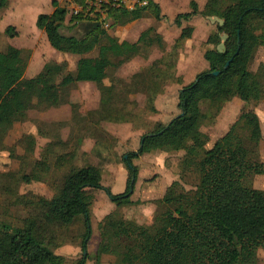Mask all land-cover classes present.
<instances>
[{"label": "trees", "instance_id": "obj_1", "mask_svg": "<svg viewBox=\"0 0 264 264\" xmlns=\"http://www.w3.org/2000/svg\"><path fill=\"white\" fill-rule=\"evenodd\" d=\"M97 1L71 0L80 10L73 13L70 9L68 17L69 9L52 0V12L36 17V27L44 32L53 48L80 55L73 69H67L65 60L48 61L37 74L25 77L28 60L25 51L13 45L0 50V150L4 135L15 122L24 120L33 108H53L67 103L70 87L78 82L95 83L100 97L98 108L88 113V122L82 125L76 120L75 123L91 136L96 133L95 137L101 138L96 130L103 122L131 120L129 94L135 92L141 76L146 78L141 90L153 112L156 111L154 100L163 91L165 82L178 81L176 60L168 53L154 59L145 69L133 72L128 79L115 82L114 71L122 64L136 55L147 57L153 45L162 49L165 46L153 26L143 30L134 42L119 40L108 28L147 15L156 20L165 15L154 0H136L132 7H127L123 0ZM6 5L7 0H0V10ZM194 16L219 19L207 37L209 47L203 52L208 66L179 88L178 112L165 123H151L140 136L138 148L121 155L130 174L125 190L114 193L103 185L98 165L73 164L74 151L76 154V146L81 142L80 136H76L74 141L79 144L73 145V151L55 157L52 167L69 168L50 198L39 197L34 202L39 213L26 217L21 225L0 223V264H64V257L54 252L56 244L47 239L45 231L51 226H69L76 220H81L83 225L82 255L74 264H85L92 235L91 204L97 192L102 190L114 208L137 203L131 199L138 177L133 160L152 150L180 151L188 146L202 151L192 168L197 179L194 188L183 190L175 182L173 188L167 189L156 201L163 209L151 225L126 229L116 264H258L257 251L264 248V190L251 186L250 177L264 174V162L259 157V143L264 139L260 119L252 110H242L209 147L205 145L207 136L197 134L226 101L238 97L247 103L263 93L264 63H259L255 71L249 66L256 49L264 45V0H206L201 8L195 0H190L189 9L177 13L173 19L181 27L171 47L174 54L180 42L191 36L192 26L183 23ZM67 17L70 27L84 22L100 24L82 35L66 34L61 28ZM5 32L13 36L16 31L8 25ZM220 44L222 49L218 47ZM92 51L96 53L91 54ZM227 61L229 64L224 69ZM214 71L220 73L215 75ZM57 144L67 143L61 138L54 144L48 143L42 153L44 160L53 154L52 145ZM44 160L38 164L49 171L50 166ZM184 174L180 172L179 177ZM22 179L30 182L40 178L31 173ZM114 210L98 224L102 239L107 237L109 242L116 241L125 227V220Z\"/></svg>", "mask_w": 264, "mask_h": 264}, {"label": "rangeland", "instance_id": "obj_2", "mask_svg": "<svg viewBox=\"0 0 264 264\" xmlns=\"http://www.w3.org/2000/svg\"><path fill=\"white\" fill-rule=\"evenodd\" d=\"M35 1L33 8L32 6L25 8L26 18L22 21L21 27H19V21H16L19 16L15 15V9L12 8L14 0H9L7 7L0 10V50H4L7 45H13L25 51V55L28 57L24 74L26 77L35 75L42 64L48 61L61 62L65 60L67 69H73L80 55L56 50L47 42L42 30H33L36 26L31 21V10L34 9L39 13L46 12V7L40 5L44 0ZM123 1L125 5H128L133 0ZM161 1L163 8L168 12L165 19L156 20L153 16L147 15L134 21L129 28L127 25H122L110 27L108 30L119 40L125 38L132 41L138 32L148 25L153 26L154 29L159 26L163 27L165 34L171 39L170 44H164V49L153 45L149 48L148 54L154 53L162 56L171 54V57L177 62L179 74H182L189 83L197 72L207 66L203 52L209 46L205 40L219 19L196 16L188 23H183L184 26L191 25L193 31L189 39L180 42L174 54V49L172 51L171 47L181 27L173 23V18L176 11L188 9L187 2L189 0ZM60 4L69 9L67 15L69 17L70 9L73 6L71 0H60ZM102 14L103 17L104 13ZM68 17L61 31L66 34L82 35V24L70 27L71 23L67 21ZM8 25L13 26L14 30L19 27L20 33L15 32L13 36H8L5 32ZM218 47L222 49L223 45L220 44ZM95 53L96 51L91 52V54ZM261 62L264 63V45L256 49L249 69L255 71ZM144 64L145 57L141 55L132 57L114 71L116 81L120 83L123 79H128L132 72L144 68ZM138 85L135 93L129 94V99L132 102L129 106L133 113L131 120L121 123L103 122L96 130L101 134V138H96V133L91 136L81 128V125L75 123L76 120H79L80 124H86L89 120V111H95L98 108L99 93L95 83H76L69 89L67 103L53 108H33L29 110L24 120L15 122L4 135L3 148L0 150V223L21 225L26 217H32L39 213L34 202L39 197L50 198L69 168L67 166H61V169L52 167L55 157L60 153L64 155L67 151H73V145L79 144L74 141L78 135L83 142L76 146L78 150H76V154L74 151L73 164L81 166L90 162L98 165L102 171L103 185L110 187L115 193L124 191L130 174L121 155L138 148L140 136L154 122L155 117L166 121L178 112L177 95L182 82L168 83L164 87L158 96L160 109L158 112L149 109L145 94L142 92L141 86ZM214 109L213 107L211 112H214ZM244 109L252 110L258 115L264 137L263 91L254 100L247 103L238 97H233L223 103L219 111L214 114L213 119L206 120L197 134L207 136L206 147L211 146L217 138L222 136ZM60 138L66 141V146L52 145L53 154L47 157L48 160H44L42 153L47 144H54ZM201 154V150L194 146H188L180 151L152 150L133 160L138 167V178L131 195V199L137 203L133 205L114 208L113 203L102 190L97 192L91 204L92 235L86 251L89 258L85 264H95L96 260H98V264H116V258L124 243L123 234L128 227L151 225L155 215L163 209L156 201L163 196L167 189L173 188L175 182L179 183L183 190L194 188L193 185L197 179L192 168L200 159ZM259 157L264 162L263 138L259 143ZM43 160L50 166L49 171L38 164ZM183 171L186 174L180 178L179 174ZM31 173H36L40 179L25 182L22 176ZM250 184L264 190V174L252 175ZM114 209H117L116 211L125 220V227L122 235L116 241L109 242L107 237L102 239L98 224L107 213ZM82 232V222L76 220L65 227L51 226L45 231V235L52 244H56L53 250L64 257V264H74L82 255L80 248ZM257 263L264 264V248L257 251Z\"/></svg>", "mask_w": 264, "mask_h": 264}, {"label": "crops", "instance_id": "obj_3", "mask_svg": "<svg viewBox=\"0 0 264 264\" xmlns=\"http://www.w3.org/2000/svg\"><path fill=\"white\" fill-rule=\"evenodd\" d=\"M8 1L9 0H7V5H8ZM34 1L35 0H14V3H13V6H12V8H14L15 9V15H18L19 17H18V20H17V18H16V21H19V27H21V25H22V21L26 18V13H24V11H25V8L26 7H28V6H32V8H33V5H34ZM51 1L52 0H44L43 1V3H41L40 5H42V7H46V12H40V13H50V12H52V10H53V6H52V4H51ZM59 3H60V0H57ZM155 2H157V3H159V5H160V7H161V9H162V14H164L165 15V17H166V15H168V12H166V10L163 8V4H162V1L161 0H154ZM171 1V0H170ZM196 2H197V4H198V6L201 8L204 4H205V2H206V0H203V1H198V0H195ZM135 2H136V0H133L132 1V3H129L128 5H126L127 7H132L134 4H135ZM189 2H190V0L187 2L188 3V9H189ZM200 2V3H199ZM35 3H37L36 1H35ZM142 3V2H141ZM7 5H6V7H7ZM39 5V4H38ZM46 5H48V6H46ZM6 7H4V8H6ZM3 8V9H4ZM22 8H24V9H22ZM22 9V10H21ZM187 8L185 9V10H182V11H176L175 13L177 14V13H179V12H184V11H187L188 10ZM33 11H35L34 9H32L31 10V21L32 22H34L35 23V20H36V17H37V15L38 14H40L38 11H35V12H33ZM175 14V15H176ZM170 15V14H169ZM175 15H174V17H175ZM165 17L164 18H162V20L163 19H165ZM194 17H196V16H194ZM174 19V18H173ZM161 20V19H160ZM68 21V20H67ZM135 21H137V20H135ZM191 21V20H190ZM133 22L134 21H132V22H130V23H128V24H125V25H127V28H129L130 26H132L131 24H133ZM189 22V21H188ZM188 22H185V23H188ZM36 26V25H35ZM119 26H122V25H119ZM149 26H151V25H148V27ZM184 26V25H183ZM186 26V25H185ZM189 26H191V25H189ZM19 27H17V29H15V31L17 32V33H20V28ZM147 28V27H146ZM146 28H143L142 30H140L139 32H138V34H137V36H136V38L135 39H133L132 41H130V42H134V41H136L137 40V38H138V36H139V34L143 31V30H145ZM33 30H39V28H34ZM32 29H31V31H33ZM41 30V29H40ZM155 31L158 33V34H160L161 35V37H162V40H163V43L164 44H170V41H171V39L168 37V35H166L165 34V32L163 31V27H161V26H159L158 28H155ZM180 32H181V29H180V31L177 33V35L175 36V39L173 40V42L178 38V36L180 35ZM211 32V31H210ZM209 35V34H208ZM208 37V36H207ZM187 39H189V38H187ZM122 40H126L125 38H123ZM206 40H207V38H206ZM206 40H205V42H206ZM128 41V40H127ZM172 42V43H173ZM171 43V44H172ZM170 47V46H169ZM162 55H157V54H148L147 55V57H145V67L144 68H141V69H139V70H143V69H145L154 59H157V58H159V57H161ZM204 58V57H203ZM204 62V61H203ZM45 63V62H44ZM43 63V64H44ZM43 64H42V66H43ZM42 66H41V68H42ZM207 66H208V64H207ZM207 66H206V68H207ZM41 68H40V70H41ZM177 68H178V65H177V62H176V64H175V77H179V79H178V81L180 82H182V85H184V84H188V82L184 79V77L182 76V74H179V72H178V70H177ZM39 70V71H40ZM138 70V71H139ZM177 70V71H176ZM38 71V72H39ZM37 72V73H38ZM36 73V74H37ZM133 73V72H132ZM198 73V72H197ZM196 75V74H195ZM34 76V75H33ZM26 77V76H25ZM31 77V76H30ZM195 77V76H194ZM178 81H173V80H169V81H166L165 82V84H164V87L168 84V83H172V82H178ZM192 81V80H191ZM190 81V82H191ZM85 83H93V82H88V81H84ZM115 82H117L116 81V78H115ZM79 83V82H78ZM105 83H107V81H105ZM118 83V82H117ZM146 84V78H145V76H141L140 77V79H139V85L138 86H141L140 88H142L144 85ZM163 90H164V88H163ZM137 91H139V89H137ZM98 93H99V91H98ZM135 93V92H134ZM161 93V92H160ZM160 93H158L157 94V96H156V98H155V101H154V106H155V109H156V111L158 112L160 109H159V106H158V96L160 95ZM99 97H100V95H99ZM158 114V113H157ZM169 120V119H168ZM168 120H166V121H161L160 120V118L159 117H155L154 118V121H160V122H163V123H165V122H167ZM104 123H114V122H108V121H105ZM138 178V177H137ZM102 182H103V178H102ZM103 184V183H102ZM113 192V191H112ZM115 193V192H114Z\"/></svg>", "mask_w": 264, "mask_h": 264}, {"label": "water", "instance_id": "obj_4", "mask_svg": "<svg viewBox=\"0 0 264 264\" xmlns=\"http://www.w3.org/2000/svg\"><path fill=\"white\" fill-rule=\"evenodd\" d=\"M99 24H100L99 21H96V22H84V23H82V26H85V30H84V29H82V30H83L84 32L91 31L92 29L98 27ZM228 64H229V61H227L226 64L224 65V69L227 68ZM219 73H220V71H214V72H213V74H215V75H216V74H219ZM180 114H181V113H180ZM177 116H178V115H177ZM148 135H150V134H148ZM130 191H132V189H130Z\"/></svg>", "mask_w": 264, "mask_h": 264}, {"label": "built area", "instance_id": "obj_5", "mask_svg": "<svg viewBox=\"0 0 264 264\" xmlns=\"http://www.w3.org/2000/svg\"><path fill=\"white\" fill-rule=\"evenodd\" d=\"M99 1L100 0H98L97 2H99ZM142 3H145V1H143ZM95 5H96V7H98L97 3ZM71 10H72L73 13H77L80 10V6H78V5L72 6ZM102 13L103 12H101V15H103Z\"/></svg>", "mask_w": 264, "mask_h": 264}, {"label": "flooded vegetation", "instance_id": "obj_6", "mask_svg": "<svg viewBox=\"0 0 264 264\" xmlns=\"http://www.w3.org/2000/svg\"><path fill=\"white\" fill-rule=\"evenodd\" d=\"M82 29H84V30H85V26H82Z\"/></svg>", "mask_w": 264, "mask_h": 264}]
</instances>
